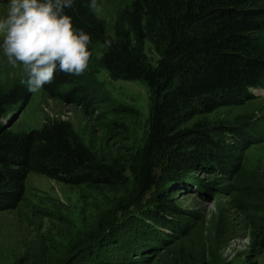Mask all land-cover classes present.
I'll list each match as a JSON object with an SVG mask.
<instances>
[{
	"label": "rangeland",
	"instance_id": "rangeland-1",
	"mask_svg": "<svg viewBox=\"0 0 264 264\" xmlns=\"http://www.w3.org/2000/svg\"><path fill=\"white\" fill-rule=\"evenodd\" d=\"M130 1L96 0L100 11L94 14L105 22L108 35ZM7 12V0H0V19ZM3 38L0 34V89L6 90L27 77L19 62L15 67L8 62ZM101 49L95 48L79 76L87 91L82 105L50 99L39 89L7 128L27 132L64 120L99 161L126 165L146 136L149 93L140 82L110 78L100 65ZM144 53L155 64L157 55L149 44ZM249 94L255 97L185 124L189 128L201 121L208 127H236L238 133L247 130V150L240 154L243 142L229 133L222 142L231 162L199 154L200 168H189L188 160L173 174L167 162L157 174V189L141 208L126 207L121 193L127 188L120 185H66L29 174L20 203L0 212V264H264V89ZM186 146L192 153L194 147ZM238 172L255 182L258 201L252 208L258 213L239 207L234 189ZM110 213L117 222L104 231L100 225Z\"/></svg>",
	"mask_w": 264,
	"mask_h": 264
},
{
	"label": "trees",
	"instance_id": "trees-1",
	"mask_svg": "<svg viewBox=\"0 0 264 264\" xmlns=\"http://www.w3.org/2000/svg\"><path fill=\"white\" fill-rule=\"evenodd\" d=\"M87 3L76 0L65 14L72 17L74 28L91 36L89 63L100 45V65L110 78L137 81L148 90L143 144L126 165L107 164L97 159L67 121H48L39 129L14 132L1 121L18 107H26L32 95L23 83L0 89V212L20 203L31 173L66 185L126 187L122 200L127 201L126 207L138 209L157 189V174L167 162L172 174L188 160L189 168H200L199 154L222 164L231 162L232 154L222 142L229 133L243 142L240 154L248 148L244 145L247 130L240 134L238 128L226 125L208 127L198 121L185 128V124L198 115L238 106L255 97L249 91L264 89V0H131L118 12L112 35ZM106 39L113 41L111 47L105 46ZM146 44L157 55L155 64L145 56ZM41 90L69 105L80 106L87 98L79 76L59 70ZM184 145L194 147L192 153ZM234 189L239 207L259 212L252 208L258 194L251 178L238 172ZM112 215L100 223L104 231L117 222Z\"/></svg>",
	"mask_w": 264,
	"mask_h": 264
},
{
	"label": "clouds",
	"instance_id": "clouds-1",
	"mask_svg": "<svg viewBox=\"0 0 264 264\" xmlns=\"http://www.w3.org/2000/svg\"><path fill=\"white\" fill-rule=\"evenodd\" d=\"M76 0H7V16L0 19L2 47L8 62H19L26 73L27 91L35 93L54 80L58 70L81 76L89 67L91 36L74 28L65 9ZM91 11L99 12L96 0H88ZM113 41L105 40L106 47Z\"/></svg>",
	"mask_w": 264,
	"mask_h": 264
},
{
	"label": "water",
	"instance_id": "water-1",
	"mask_svg": "<svg viewBox=\"0 0 264 264\" xmlns=\"http://www.w3.org/2000/svg\"><path fill=\"white\" fill-rule=\"evenodd\" d=\"M25 108V106L18 107L13 112H11L5 119H2L1 123L4 127H9L20 115L21 111Z\"/></svg>",
	"mask_w": 264,
	"mask_h": 264
}]
</instances>
